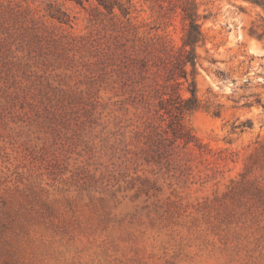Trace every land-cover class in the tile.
Here are the masks:
<instances>
[{"label": "rangeland", "instance_id": "1", "mask_svg": "<svg viewBox=\"0 0 264 264\" xmlns=\"http://www.w3.org/2000/svg\"><path fill=\"white\" fill-rule=\"evenodd\" d=\"M195 2L177 140L181 0H0V264H264V7Z\"/></svg>", "mask_w": 264, "mask_h": 264}, {"label": "trees", "instance_id": "2", "mask_svg": "<svg viewBox=\"0 0 264 264\" xmlns=\"http://www.w3.org/2000/svg\"><path fill=\"white\" fill-rule=\"evenodd\" d=\"M264 7V0H250ZM182 19L184 21V35L183 44L180 50L173 52V48L169 45L165 48L169 57H172V68L167 75V85L162 87V93H154V99L158 100L157 109L155 112L159 117L167 116L169 118L168 127L172 129L177 140H183L181 117L186 112H193L200 108V102L197 97V88L195 78L189 85L190 97L187 99L182 98L179 92L181 85L180 79L189 81L188 66L192 68L191 73L194 76L198 64V47L204 41V34L201 29L200 14L198 12L195 0H181ZM174 9H168L165 13L169 16L174 13ZM263 36L260 35L259 38ZM152 99V96H150ZM149 106H152L148 102Z\"/></svg>", "mask_w": 264, "mask_h": 264}]
</instances>
